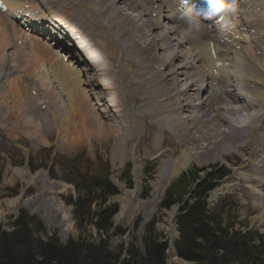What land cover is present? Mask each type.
Segmentation results:
<instances>
[{
	"label": "bare ground",
	"instance_id": "bare-ground-1",
	"mask_svg": "<svg viewBox=\"0 0 264 264\" xmlns=\"http://www.w3.org/2000/svg\"><path fill=\"white\" fill-rule=\"evenodd\" d=\"M3 2L7 10H0V62L4 69L0 71V80L10 72L9 61L5 63L7 50L15 40L21 39L25 57L38 61L48 70L58 91L65 96L73 123V118L78 117L80 127L87 125L97 141L115 146V157L123 159L133 153L130 144L135 142L141 145L152 140L154 156L163 155L160 146L164 141L173 139L177 143L179 154L163 164L164 178L153 183V199L157 201L169 179L192 162L202 166L234 157L232 176L211 192L208 203L216 201L223 192L241 191L246 207L250 211L258 210V219L264 222V0H231L237 3L233 15L241 14L242 30L237 28L240 20L235 16L236 22L227 20L229 26L214 33L207 31L201 22L194 27L192 19L183 16L170 0ZM224 3L223 0V6ZM19 11L29 16L23 19ZM127 11L135 14L132 16ZM16 13L19 21L14 17ZM21 22L29 23L32 31L47 39H37L29 34L31 30L22 33ZM213 24L220 26L215 20ZM52 34L53 41L49 38ZM169 35H174L176 41ZM62 41L74 49L75 69L68 60L50 51L51 46L59 45V54L69 56L70 51L60 44ZM238 44L239 50L231 51ZM183 45L184 56L178 51ZM223 48L225 51L218 54ZM193 60L198 63L192 64ZM118 76L119 105L110 88L112 78ZM42 79L52 92L49 77L44 75ZM12 81L9 82L12 94L16 100L23 98L20 82ZM27 106L23 107V116L32 120L19 119L17 123L28 130L35 120L40 131L46 132L41 112L36 110V116H30ZM0 115L13 118L11 112ZM28 134L33 136L32 132ZM136 167L138 173L141 165ZM14 171L19 175L22 172L20 168ZM139 185L136 180L132 193L135 200ZM119 200L126 202L124 197ZM55 202L62 220H68L62 203ZM30 203V199L24 200L25 205ZM174 256L170 244L168 257Z\"/></svg>",
	"mask_w": 264,
	"mask_h": 264
},
{
	"label": "rangeland",
	"instance_id": "rangeland-1",
	"mask_svg": "<svg viewBox=\"0 0 264 264\" xmlns=\"http://www.w3.org/2000/svg\"><path fill=\"white\" fill-rule=\"evenodd\" d=\"M127 12L132 16L135 14L133 11ZM234 16L240 20V22H237L239 26H235L241 31L243 25L241 14ZM11 34L15 38V32L12 31ZM174 39L172 41H176ZM20 41L21 39H19L18 43ZM15 42L17 41L15 40ZM15 44L18 45L17 43ZM21 46H19L20 50L22 49L21 51H18L16 46L13 45L6 52L5 63L10 62L9 68L11 70V64L17 65V72H12V75L9 72L6 77H3L4 79L0 80V83L2 82V89L4 88L3 90L1 89L0 95L4 94L5 96V98L4 96L0 98V114L6 115L11 112L13 117L10 120L7 117L8 115L4 118L0 115V231L11 233L15 228V222L18 216L21 215L20 217L27 219L26 227L30 231V235L35 240V243L37 240L44 243L52 238L56 239L60 244H65L70 239L76 238H81L86 241L97 240L99 236L92 225H84L81 228L77 227L73 207L71 204L66 203V199L70 196L75 198L77 195L73 183L77 181L78 173L89 175L98 174L108 164L107 170L109 178L118 188V194L108 197L105 203L97 201L91 207L94 212H97L103 206H108L112 203H115L117 206L116 212L110 219L112 228L107 236L108 252L117 253L121 247L125 248L128 244H133L140 252L144 251L141 237L145 228L150 223H152L154 231L165 238L169 247L170 244L173 245L179 234L177 228L179 211L177 208L182 204L176 203L169 209L160 208V199L162 200L163 194H165L168 186L176 182L183 174H189L192 169L201 170L199 177L203 179L208 173L214 175L217 173L218 168L223 167L228 169L229 174L219 181L218 184L221 187L233 174L235 167L233 162L234 157L230 160L219 159L215 163L202 166L192 162L186 169L169 179V182L165 185V191H163L160 198L156 201L152 198L153 183L164 178L163 164L179 154V151H177V143L173 142V139L164 141L160 146L162 147L160 153H163V155L158 154L154 156V152L151 149L152 140L149 143H143L141 145L135 142V144L132 143L133 145L130 144V150L133 153H128L123 159L115 157V146L109 147L108 143L97 141L94 132H91L90 135V129L87 125L80 127L79 122H77L78 117L73 118L75 124L73 123L69 115L68 104L64 99L65 96L58 91L48 70L41 67L38 61L25 57L23 47ZM185 46L188 45L185 44ZM185 46L183 45L181 47L182 50H180V47L178 48L179 53L183 56ZM208 46L211 50L209 42ZM238 46L239 44L231 48V51H238ZM50 48V51L56 56L53 46ZM43 49L42 46L41 50L43 51ZM223 51H225L224 48L220 49L218 54H221ZM1 53L2 51L0 52V56ZM11 53L14 54L13 58H10ZM238 56H240L239 53ZM44 60L48 62L46 57H44ZM194 62L198 63L196 60H193L192 64ZM176 64L179 65L180 63L178 62ZM196 65L200 67L198 64ZM1 70L3 69L1 68ZM26 71L29 74H26ZM44 75L49 77L50 86L52 82V89H54L55 94H52L49 89H46L47 85L42 79ZM8 77L11 79L7 80L5 84V80ZM118 79L119 76L117 79L116 77L112 78L110 88L115 94L116 102L119 105L121 99L118 94ZM11 80H13L12 83L14 84L21 82L18 83V86L21 87L19 89L23 93L21 94L23 98L16 100V96L10 90L12 88L9 86ZM83 88L89 90L86 86ZM5 90L6 92H3ZM32 90L34 91L33 94H31ZM47 95H49V106L43 107L42 105H44L43 103L46 101ZM93 102L95 103L96 101ZM136 102L135 106H137ZM25 105L29 109L30 116L35 117L36 110H39L41 114L45 112V115L42 114V118H44L43 122L46 123L44 124L47 130L46 132L40 131V126L37 121V124L35 123V120L32 122L33 126H30L28 130L17 123L19 119L32 120L30 117L25 118L23 116L25 115L23 109ZM93 106L98 107L96 105ZM119 108L122 109L121 106ZM130 111L135 112L133 109H130ZM29 112L27 115H29ZM185 112H183L184 116L188 114L187 111ZM75 126H77V129H75ZM30 132H32L33 136H29L28 133ZM109 142L111 143V141ZM138 165H141V169L137 173L135 169H137L136 166ZM16 168L21 169L22 172L20 175L14 171ZM128 176L132 181L131 188H128L125 182ZM31 177L32 180L30 179ZM136 180H139L140 185L138 186L137 199L135 200L132 193L136 189ZM186 183H188L187 180ZM145 189L147 190V196L145 198L140 197V194ZM240 192H223L213 203H208L207 201V207L210 211L214 210V208H222L220 209L221 218L225 224L229 223L232 225L231 229L233 232L250 231L264 234V222L258 219V210L250 211L246 207L247 201L245 197ZM120 197H124L126 202L122 203L119 200ZM188 198L189 194L184 193L183 200ZM25 199H30L31 203L25 205ZM55 201L62 203L68 214V220H62V217L57 213L55 210ZM172 210H176V212L172 213ZM65 227L68 228L65 229ZM105 235L106 233L103 232L100 238H104ZM12 245L16 246V243ZM169 247L166 252V264H193L192 262L179 258L176 254L170 259L168 257ZM124 256L125 254L123 252L121 257L123 258ZM260 262L264 264V254L260 256Z\"/></svg>",
	"mask_w": 264,
	"mask_h": 264
},
{
	"label": "trees",
	"instance_id": "trees-1",
	"mask_svg": "<svg viewBox=\"0 0 264 264\" xmlns=\"http://www.w3.org/2000/svg\"><path fill=\"white\" fill-rule=\"evenodd\" d=\"M107 168L108 164L103 171L94 175L78 173L77 181L73 183L77 195L66 199V203L73 207L77 227L92 225L98 233L97 240L76 238L60 244L52 238L44 243L39 240L35 243L26 227L27 219L19 215L11 233L0 231V264H166L168 243L154 231L152 223L145 228L141 237L144 251L140 252L133 244H128L117 253L108 252L107 236L112 228L110 219L117 206L112 203L97 212L91 209L97 201L105 203L108 197L118 194V188L109 179ZM200 171L192 169L189 174L179 177L168 186L159 203L163 209H169L176 203L182 204L177 217L179 234L174 243L176 255L193 264H261L264 234L233 232L232 225L225 224L221 218L222 208L210 211L207 207L209 192L227 170L218 168L217 173H208L203 179L199 177ZM126 183L130 188L129 176ZM184 193L189 194L188 199L183 200ZM146 196L145 189L140 197ZM103 232L106 235L100 238ZM14 243L16 246L12 245ZM123 252L125 256L122 258Z\"/></svg>",
	"mask_w": 264,
	"mask_h": 264
},
{
	"label": "clouds",
	"instance_id": "clouds-1",
	"mask_svg": "<svg viewBox=\"0 0 264 264\" xmlns=\"http://www.w3.org/2000/svg\"><path fill=\"white\" fill-rule=\"evenodd\" d=\"M208 3H209V9H210V11L220 12L223 9V0H208ZM182 15L183 16H188L189 15L188 10H185L182 13ZM191 24L194 27H197V26H199V20L196 19V18H192Z\"/></svg>",
	"mask_w": 264,
	"mask_h": 264
}]
</instances>
